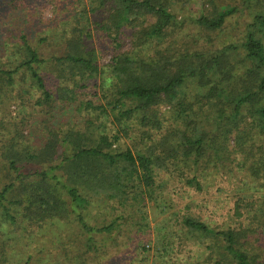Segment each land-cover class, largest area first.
Returning a JSON list of instances; mask_svg holds the SVG:
<instances>
[{
  "label": "trees",
  "instance_id": "16d2710c",
  "mask_svg": "<svg viewBox=\"0 0 264 264\" xmlns=\"http://www.w3.org/2000/svg\"><path fill=\"white\" fill-rule=\"evenodd\" d=\"M181 1L88 0L90 12L103 15L93 22L116 48L126 27L132 28L130 48L106 65L97 62L89 41L84 7L70 34L61 35L65 48L59 55L43 58L21 36L23 55L12 68H0V82L13 85V75L27 71L41 94L35 104L46 105V112L56 100L76 102L89 86L97 100L80 102L91 114L83 130L49 124L39 146L29 144L22 121H0V172L8 177L0 178L1 224L72 221L82 237L73 264H84L83 256L98 251L119 223L92 222L95 205L114 201L140 210L146 200L157 203L156 190L166 181L155 179L163 173L198 193L227 170L215 185L227 190L225 176L237 173L243 194L235 201L194 199L180 208L186 210L179 215L180 232L203 247L196 260L183 264H264V0H253L260 10L241 42L219 48L205 42L209 34L177 38L172 7L180 9ZM235 11L214 7L193 22L200 31L219 30ZM51 73L56 97L45 84ZM121 133L130 141L124 148ZM204 211L223 220L207 219Z\"/></svg>",
  "mask_w": 264,
  "mask_h": 264
},
{
  "label": "rangeland",
  "instance_id": "374dc122",
  "mask_svg": "<svg viewBox=\"0 0 264 264\" xmlns=\"http://www.w3.org/2000/svg\"><path fill=\"white\" fill-rule=\"evenodd\" d=\"M225 6H234L236 11L219 30L200 31L193 22V18L199 13H208L214 7ZM83 7L91 19L88 24L91 34L89 41L96 50L100 65L108 64L116 52L130 48L132 28L126 27L122 46L116 48L93 22L101 21L103 15L100 12L91 13L88 0H0V68H12L21 59L23 53L19 44L22 35L43 58L61 54L65 48L61 35L70 34L71 29L76 26L74 18L79 17L75 14ZM172 9L177 14L180 25L177 38L193 40L194 34H209L211 39L205 41L201 37L200 41L219 48L229 43L238 45L243 39L247 23L252 20L254 11L260 10V7L253 0H186L180 9L176 10L174 6ZM147 20L146 25L152 22L150 18ZM82 23L83 21L80 24L77 22V27H81ZM13 78V85L0 82V121H22V130L29 144L41 145L46 137L45 127L50 126L49 124L65 127L74 124L73 129L83 130L84 120L90 118L91 114L80 106V102L97 100L92 93V86L79 91L76 102L56 100L49 108L50 112H46V105L35 104L41 94L32 85L29 73L21 70ZM44 78L47 89L56 97L57 79L53 73ZM159 107L160 112L165 114L164 117H168L167 107ZM108 128L113 131L111 125ZM3 133L5 131L2 130ZM120 136L121 148L130 144L129 139L122 133ZM3 138L1 135L0 161ZM222 173L229 172L223 170L210 177L205 190L198 193L193 189H185L175 175L163 173L155 179L156 182L166 181L162 188L156 190L157 205L155 200H146L145 206L140 210L135 207L124 209L116 202L109 201L104 207L95 205L92 210L90 208L95 216L92 222L107 223L117 219L119 223L118 228L106 236L98 251L83 256L84 264H183L196 260L203 247H196L180 232L177 224L179 215L186 211L180 208L185 204L194 205V199L196 202L206 198L227 201L225 197L229 201H235L237 196L243 194L238 174L225 176L228 189L224 190L215 185L217 179L223 178ZM2 177L0 172V178ZM2 180H8V177ZM204 213L207 219L215 222L220 223L223 220L219 215ZM79 232L76 223L67 220L39 225L23 223L17 226L0 223V264H73L82 250V237L78 235Z\"/></svg>",
  "mask_w": 264,
  "mask_h": 264
}]
</instances>
